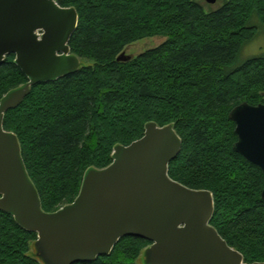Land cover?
I'll use <instances>...</instances> for the list:
<instances>
[{
    "label": "trees",
    "instance_id": "trees-1",
    "mask_svg": "<svg viewBox=\"0 0 264 264\" xmlns=\"http://www.w3.org/2000/svg\"><path fill=\"white\" fill-rule=\"evenodd\" d=\"M56 2L75 8L70 52L91 63L32 85L3 121L18 138L42 209L71 203L84 172L108 166L115 145L139 139L147 123L171 124L181 150L168 165L169 177L209 190L210 224L245 263L264 262V174L233 151L237 137L228 116L242 101L264 103V57L236 63L264 23V0H225L209 11L198 0ZM153 36L167 39L117 60L126 46ZM27 81L8 54L0 65V99ZM36 238L0 210V264H43L33 255ZM150 243L125 236L108 255L74 264H143Z\"/></svg>",
    "mask_w": 264,
    "mask_h": 264
},
{
    "label": "water",
    "instance_id": "water-1",
    "mask_svg": "<svg viewBox=\"0 0 264 264\" xmlns=\"http://www.w3.org/2000/svg\"><path fill=\"white\" fill-rule=\"evenodd\" d=\"M77 23L75 8L56 0H0V65L13 54L28 79L0 99V210L37 234L33 255L43 264L89 262L108 255L120 238L136 236L151 242L143 264H264L245 263L210 224L209 190L169 177L168 165L181 150L171 124L147 123L139 139L115 145L108 166L84 172L71 203L52 212L42 209L18 138L3 127L4 115L22 103L32 85L79 69L80 59L68 45ZM128 59L123 53L117 57ZM228 116L237 137L233 151L264 174V103L242 101Z\"/></svg>",
    "mask_w": 264,
    "mask_h": 264
},
{
    "label": "rangeland",
    "instance_id": "rangeland-1",
    "mask_svg": "<svg viewBox=\"0 0 264 264\" xmlns=\"http://www.w3.org/2000/svg\"><path fill=\"white\" fill-rule=\"evenodd\" d=\"M201 2L205 8L206 11L209 10H215L219 8L225 0H217L214 4H209L205 0H198ZM166 37L164 36H153V37H147L143 38L141 40H138L134 43L129 44L125 47L123 50V54L129 58L135 57L138 54H141L145 52L146 50L155 48L166 41ZM253 56H263L264 57V23L259 24L257 28V33L251 38L250 41L246 42L239 52V55L237 57L236 63L240 64L247 60L248 58H251ZM81 65L91 63L87 59L80 60ZM32 251V250H31ZM141 263H144L142 260V256L140 258Z\"/></svg>",
    "mask_w": 264,
    "mask_h": 264
}]
</instances>
